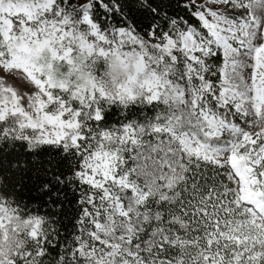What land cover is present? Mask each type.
Masks as SVG:
<instances>
[{
	"label": "snow or ice",
	"instance_id": "snow-or-ice-1",
	"mask_svg": "<svg viewBox=\"0 0 264 264\" xmlns=\"http://www.w3.org/2000/svg\"><path fill=\"white\" fill-rule=\"evenodd\" d=\"M0 264H264V0H0Z\"/></svg>",
	"mask_w": 264,
	"mask_h": 264
}]
</instances>
